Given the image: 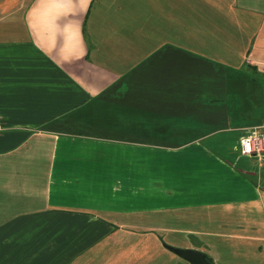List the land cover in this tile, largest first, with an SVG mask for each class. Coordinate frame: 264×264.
Wrapping results in <instances>:
<instances>
[{"label":"crops","instance_id":"obj_1","mask_svg":"<svg viewBox=\"0 0 264 264\" xmlns=\"http://www.w3.org/2000/svg\"><path fill=\"white\" fill-rule=\"evenodd\" d=\"M252 127L264 0H0V264H264Z\"/></svg>","mask_w":264,"mask_h":264},{"label":"built area","instance_id":"obj_2","mask_svg":"<svg viewBox=\"0 0 264 264\" xmlns=\"http://www.w3.org/2000/svg\"><path fill=\"white\" fill-rule=\"evenodd\" d=\"M240 151L243 155H264V131L262 127H252L246 130L240 139Z\"/></svg>","mask_w":264,"mask_h":264},{"label":"water","instance_id":"obj_3","mask_svg":"<svg viewBox=\"0 0 264 264\" xmlns=\"http://www.w3.org/2000/svg\"><path fill=\"white\" fill-rule=\"evenodd\" d=\"M165 247L190 264H213L201 251L188 248H178L167 244L165 245Z\"/></svg>","mask_w":264,"mask_h":264},{"label":"rangeland","instance_id":"obj_4","mask_svg":"<svg viewBox=\"0 0 264 264\" xmlns=\"http://www.w3.org/2000/svg\"><path fill=\"white\" fill-rule=\"evenodd\" d=\"M136 217H137V215H136Z\"/></svg>","mask_w":264,"mask_h":264}]
</instances>
